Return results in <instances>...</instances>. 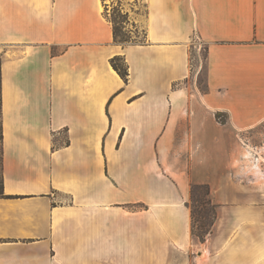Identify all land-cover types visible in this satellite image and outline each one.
Segmentation results:
<instances>
[{
	"label": "crops",
	"instance_id": "obj_1",
	"mask_svg": "<svg viewBox=\"0 0 264 264\" xmlns=\"http://www.w3.org/2000/svg\"><path fill=\"white\" fill-rule=\"evenodd\" d=\"M108 1L0 0V264H264L240 144L264 125V0H115L126 43Z\"/></svg>",
	"mask_w": 264,
	"mask_h": 264
},
{
	"label": "rangeland",
	"instance_id": "obj_2",
	"mask_svg": "<svg viewBox=\"0 0 264 264\" xmlns=\"http://www.w3.org/2000/svg\"><path fill=\"white\" fill-rule=\"evenodd\" d=\"M112 2L114 3L115 0L106 2V6L109 7L107 8V13L109 19L112 18L116 22V27L120 35L118 40L127 39L129 42L143 41V33L129 20V15L127 14V18L123 20L120 15L125 12L117 4L111 6ZM191 64L193 71L197 69L201 72L199 75L200 83L204 82L205 51L203 47L199 49L192 48ZM240 144L245 151V165L241 172L244 173L246 189L257 193L258 197L256 200L264 201V125L259 126L250 133L241 135ZM201 195L204 196L203 191ZM198 210L200 211L201 208H198ZM200 216L203 218L202 220L198 218L195 226L197 228L200 224H206L208 226L211 217L204 212L200 213Z\"/></svg>",
	"mask_w": 264,
	"mask_h": 264
},
{
	"label": "trees",
	"instance_id": "obj_3",
	"mask_svg": "<svg viewBox=\"0 0 264 264\" xmlns=\"http://www.w3.org/2000/svg\"><path fill=\"white\" fill-rule=\"evenodd\" d=\"M120 17L125 20L127 14H122ZM113 25V34L115 42L126 43L129 40H118L120 35L118 33L116 22L114 19H109ZM111 65L113 69L125 80L127 81L128 70L124 61L120 57H115L111 59ZM0 141H1V127H0ZM0 191L2 192V176H1V163H0ZM204 192V196L201 195V192ZM190 212H191V234L196 237L199 241L203 242L205 238L211 233L213 223L216 218V206L213 205L209 199V187L207 185H192L190 190ZM198 208H201L199 211ZM206 213L211 217V221L208 224H200L197 228L195 222L198 218H202L200 213ZM197 228V229H196Z\"/></svg>",
	"mask_w": 264,
	"mask_h": 264
}]
</instances>
